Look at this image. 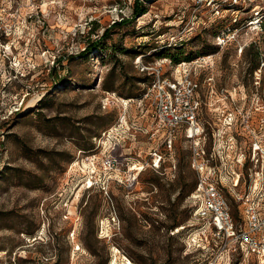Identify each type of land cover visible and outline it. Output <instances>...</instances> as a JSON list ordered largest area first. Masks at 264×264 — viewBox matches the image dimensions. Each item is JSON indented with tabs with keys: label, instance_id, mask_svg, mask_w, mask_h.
Returning <instances> with one entry per match:
<instances>
[{
	"label": "rangeland",
	"instance_id": "374dc122",
	"mask_svg": "<svg viewBox=\"0 0 264 264\" xmlns=\"http://www.w3.org/2000/svg\"><path fill=\"white\" fill-rule=\"evenodd\" d=\"M139 55L191 69L207 150L222 110L264 114V0H0V264H260L213 251L194 141L161 146Z\"/></svg>",
	"mask_w": 264,
	"mask_h": 264
},
{
	"label": "built area",
	"instance_id": "2783aa9c",
	"mask_svg": "<svg viewBox=\"0 0 264 264\" xmlns=\"http://www.w3.org/2000/svg\"><path fill=\"white\" fill-rule=\"evenodd\" d=\"M222 38L219 36V40ZM143 57L138 56L137 65L153 78L146 83L140 99L153 96L150 117L154 133H161V146L172 150L181 131L194 141L192 166L198 180L190 194L193 216L204 221L219 241L213 251L243 258L254 256L264 264V134L261 135L264 114L254 121L252 114L241 108L234 112L222 110L223 127L207 150L205 144L196 141L204 129L199 119L200 85L191 77V69L176 66L174 76H165L161 65H148ZM201 58L204 57L192 63L201 62ZM187 64L184 61L178 65ZM134 100L128 99L125 105ZM263 108V105L255 107L253 112ZM239 125L245 135L238 130ZM162 159L161 152L152 153V166L159 168ZM103 163L111 170L118 164L112 156L105 157ZM245 172L250 180L248 186ZM217 257L209 258L204 264H215Z\"/></svg>",
	"mask_w": 264,
	"mask_h": 264
},
{
	"label": "trees",
	"instance_id": "16d2710c",
	"mask_svg": "<svg viewBox=\"0 0 264 264\" xmlns=\"http://www.w3.org/2000/svg\"><path fill=\"white\" fill-rule=\"evenodd\" d=\"M146 12V10L143 8V5H139L138 3H136V5L134 6V16L136 15V14H139V13H145ZM117 24H121L122 25V22H119V23H117ZM109 32H110V29H106L105 30V32L103 33V35H102V37L101 38H99V39H96V40H94V41H92L90 44H89V46H88V49H87V51H89L91 48H93V47H98V46H101V40L102 39H104V38H106L108 35H109ZM182 43V42H181ZM182 45H184V44H182ZM175 63H178V62H180L179 61V59H175V61H174ZM146 81L148 80V77H146V79H145ZM145 81V82H146Z\"/></svg>",
	"mask_w": 264,
	"mask_h": 264
}]
</instances>
